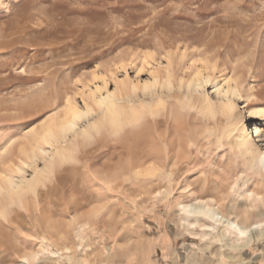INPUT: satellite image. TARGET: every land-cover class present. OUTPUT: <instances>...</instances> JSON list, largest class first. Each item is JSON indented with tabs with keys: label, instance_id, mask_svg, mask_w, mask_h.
Listing matches in <instances>:
<instances>
[{
	"label": "rangeland",
	"instance_id": "rangeland-1",
	"mask_svg": "<svg viewBox=\"0 0 264 264\" xmlns=\"http://www.w3.org/2000/svg\"><path fill=\"white\" fill-rule=\"evenodd\" d=\"M154 66L162 78L171 70L174 88L142 91ZM200 67L213 82L238 80L251 130L245 98L264 103V0H0V181L17 165L43 166L30 157L38 143L52 149L40 133L70 103L95 105L98 85L130 94L124 104L167 101L141 106L119 131L107 123L79 137L25 207L4 200L0 264H264V179L243 170L223 113L180 102V78ZM198 196L260 225L246 237L211 229L183 211Z\"/></svg>",
	"mask_w": 264,
	"mask_h": 264
},
{
	"label": "bare ground",
	"instance_id": "bare-ground-1",
	"mask_svg": "<svg viewBox=\"0 0 264 264\" xmlns=\"http://www.w3.org/2000/svg\"><path fill=\"white\" fill-rule=\"evenodd\" d=\"M154 68V70L152 69L151 78L144 83L143 92L153 94L154 91H158L160 88L171 90L175 87L174 75L170 69L167 71L166 77L162 78L159 67L154 66ZM209 85L213 89L212 93L208 90ZM178 87L184 90L183 96L180 98V102L183 105L197 107L204 114L216 115L218 112H221L225 115L227 125L223 136L227 138L230 149L242 161L245 167L243 170H249L257 181H259L260 176L264 179V119L257 120L260 117L264 118V103H260L257 100L256 97L258 96L256 93L252 92L245 98L248 116L252 124L250 130L245 123V117L247 116L240 110L241 107L237 104L238 99L244 98L237 79L229 76L225 77L224 81L216 78V81L213 82V77L206 68L200 67L194 70L188 78L181 77ZM132 88L133 92H136L139 89V85L134 83ZM94 93L95 105L101 111V116H93L97 112L96 107L87 101H84L83 106L70 103L64 116L60 118L61 115H58L59 117L55 115L40 133L39 139L41 142L43 141L47 145H50L52 149L48 150L38 143L36 148H32L33 150L30 152V157L34 162L41 157L43 158V166H34L31 174H27L25 166L28 163L26 162L25 165H17L15 170L5 174L3 180L0 181V215L6 214L4 213L6 211L4 200H8L12 205L13 203H19L25 207L28 194L31 192L34 194L39 189L40 185L44 182V177L47 174L49 175L52 169L56 168L59 163L73 158V151H75L79 137H90L107 123L115 131H119L126 124L137 122L140 119L142 116L141 108L143 106L149 105V108H152L151 110L157 112L167 102L163 94L158 93L153 100L142 102L139 105L135 103L124 104L123 99L129 98L130 94L125 96L121 91L108 90L106 83L98 85ZM196 95H200L202 98L200 106H195L194 100ZM249 104L253 105L249 106ZM251 132H253L257 140L254 139ZM153 154H155V158H153L154 162L148 166V170L152 174V177L155 178V175L159 176V171L164 168L157 163V154L155 152ZM216 173L221 174L219 171H216ZM218 183L219 180H216V188L218 186L219 191H221V186ZM155 186L157 185L155 184ZM251 197L263 200L260 192L249 193L248 198ZM217 203L218 200L215 197L198 196L197 201L183 204L182 208L189 217H195V219L206 217L214 222L207 227L215 230L218 226L224 225L226 228L225 234H235L238 237L246 235L260 225V222H256L255 224L250 222L248 218L242 222L233 217L231 213H224Z\"/></svg>",
	"mask_w": 264,
	"mask_h": 264
},
{
	"label": "snow or ice",
	"instance_id": "snow-or-ice-1",
	"mask_svg": "<svg viewBox=\"0 0 264 264\" xmlns=\"http://www.w3.org/2000/svg\"><path fill=\"white\" fill-rule=\"evenodd\" d=\"M242 235H243V233H242Z\"/></svg>",
	"mask_w": 264,
	"mask_h": 264
}]
</instances>
